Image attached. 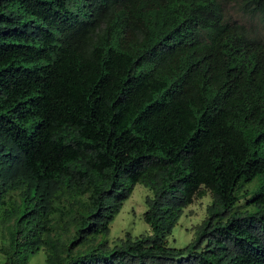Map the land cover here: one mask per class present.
I'll return each instance as SVG.
<instances>
[{"label":"trees","instance_id":"16d2710c","mask_svg":"<svg viewBox=\"0 0 264 264\" xmlns=\"http://www.w3.org/2000/svg\"><path fill=\"white\" fill-rule=\"evenodd\" d=\"M138 183L150 232L112 246ZM0 240L2 264H264V38L219 0H0Z\"/></svg>","mask_w":264,"mask_h":264},{"label":"rangeland","instance_id":"374dc122","mask_svg":"<svg viewBox=\"0 0 264 264\" xmlns=\"http://www.w3.org/2000/svg\"><path fill=\"white\" fill-rule=\"evenodd\" d=\"M219 1L222 3L225 14L229 19L244 24L247 28L264 38V23L258 16L246 10L245 0ZM151 194V190L143 184L138 183L134 187L131 196L124 201L121 211L111 223L110 233L107 238L112 246L121 238H124L128 232L133 237L150 232V226L144 221L143 215L147 209L146 198ZM211 202L212 194L208 192L203 197L195 198L193 203L184 209L178 223L168 236L170 246L184 247L194 239L196 227L207 217V207ZM3 261L4 254L0 252V264ZM28 264H49L46 261L45 250L41 249L35 253Z\"/></svg>","mask_w":264,"mask_h":264}]
</instances>
